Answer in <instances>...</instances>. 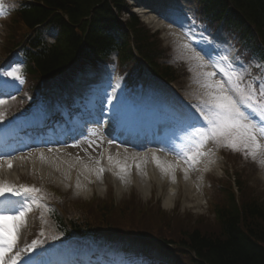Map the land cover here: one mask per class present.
<instances>
[{"label":"trees","instance_id":"16d2710c","mask_svg":"<svg viewBox=\"0 0 264 264\" xmlns=\"http://www.w3.org/2000/svg\"><path fill=\"white\" fill-rule=\"evenodd\" d=\"M101 1L99 8L96 4ZM125 0H25L19 9L22 21L32 35L24 46V56L28 61L25 72L37 85L40 79L49 81L52 76L68 69L77 61L82 63L96 60H110L117 56L120 62L133 61L131 43L135 49L148 59L153 67L156 65L155 50L151 48L149 33L140 28L137 21L130 23V33L123 36L109 38L103 35L97 27L99 21L95 13L100 16L110 13L113 7L120 11L124 8ZM218 8L228 18L236 15L239 22L264 25L258 20L264 19V0H219ZM259 15V16H258ZM93 17V18H91ZM52 25L60 29L61 37L56 45L49 46L41 41L36 26ZM79 31V32H78ZM245 186H239V195L229 188L224 198V204L214 203L213 213L217 228L213 226L203 229L198 223H192L191 229L184 232L181 241L174 245L189 250L192 255L191 264H264V204L259 200L246 199L241 195ZM241 195V196H240ZM240 196V198H239ZM123 212H136L133 204L123 205ZM79 210L69 208V212L77 214ZM119 209L112 203L103 205L100 212L92 214L93 217L108 223V215L115 214ZM144 211L142 216L147 224L155 227L164 223V214L150 209ZM141 214H138V218ZM137 218V217H136ZM137 222L141 221V218ZM51 227L59 230L64 228L66 222L59 218L55 211L47 219ZM71 223V222H70ZM105 224V223H103ZM73 232L87 233L91 227H82L80 223H71ZM134 227V226H133ZM135 228V227H134ZM143 233L149 237L153 232L148 229Z\"/></svg>","mask_w":264,"mask_h":264},{"label":"snow or ice","instance_id":"6c2138e0","mask_svg":"<svg viewBox=\"0 0 264 264\" xmlns=\"http://www.w3.org/2000/svg\"><path fill=\"white\" fill-rule=\"evenodd\" d=\"M2 7L0 2V8ZM204 75L209 80L203 85L209 89V99L205 108L199 109L203 123L192 125L194 147L190 153L184 154V163L189 165V168L184 169L185 178H188L189 169L200 163L202 157L212 154L211 150L204 151L210 141L218 147H228L235 152H241L245 159L250 157L264 168V143L261 142L264 140V84L259 89L251 85L245 87L241 84L243 77L232 71L225 72L227 82L231 85L229 88L225 87L223 82L212 80L215 73L208 72ZM3 76L23 82L19 70L0 72V77ZM3 103L5 101H0V104ZM108 159L111 163L112 157L109 156ZM153 159L162 172L171 173L175 182L174 173L178 165L161 161L155 155ZM116 166L120 169V179L125 180L129 166L118 161ZM8 167H12L11 163ZM136 167L139 169L141 164L137 163ZM104 171L99 168L97 175ZM40 192L36 187H16L0 182V264H20L21 252H28L36 247V242L23 249L17 248V244L22 229L26 226L27 214L33 210V204L40 205ZM11 197H20L21 200L14 202ZM14 203H19V207H14ZM28 264H31V261Z\"/></svg>","mask_w":264,"mask_h":264},{"label":"rangeland","instance_id":"374dc122","mask_svg":"<svg viewBox=\"0 0 264 264\" xmlns=\"http://www.w3.org/2000/svg\"><path fill=\"white\" fill-rule=\"evenodd\" d=\"M163 24V21H160ZM7 24V23H6ZM2 23L0 21V44H1V40H4V43H6V36H3V29H2ZM164 32H162L161 34V38H165L164 37V33L165 36L168 34V31L163 30ZM174 41L173 42L175 45V49H174V54L176 55V59H182L185 60L187 62L191 61V57L189 55L188 52L185 51L184 46L182 45V40L179 37H173ZM164 46L168 47L170 46L169 42H165L164 41ZM1 55V54H0ZM1 61V59H0ZM4 62V61H3ZM173 63V62H172ZM174 64V63H173ZM212 80H214L212 78ZM195 81L194 88H196L195 93H192V95H190V93L188 92V90H190L189 86H188V82L186 83V81L181 80L180 84H176L174 85V89L181 91V89H185L183 93H185L187 98H192L194 100H197L199 102V104H201V107H205L206 102L208 101L209 97L207 95L209 89L205 88L203 85L207 82H209L207 77H199L198 75L193 76L192 77V82ZM215 81V80H214ZM191 84V83H190ZM203 95H202V94ZM23 96L26 95V93H22ZM23 104V105H21ZM13 107V109L16 107H24V100L20 97H18L16 100L14 101H9L6 102L5 104H3L2 106H0V117L3 115V113L7 110H9V112H14L12 111L11 107ZM262 142V141H261ZM215 151L217 152V156L219 159V163L218 166L216 167V169L211 172V173H207V176H209L210 178L212 176H214L216 179L218 178H222L220 181L222 183H220V185H222L224 188H227L228 186H230V184L232 185V182L234 183V178L238 177L240 179L239 182H244L246 184V188L244 191H246L247 193H252V191L256 192V197L258 200H264V195L262 194V192L264 191V168L260 167L258 165L257 162H254L252 159L250 160L245 159L244 155L241 152H235L233 150H231L228 147H218L217 145L214 146ZM69 156H71V158L73 157L74 159H76L78 162H83L85 160V156L77 154L73 149L72 150H68ZM77 155V156H75ZM81 156V157H80ZM83 157V158H82ZM100 158L98 157H94V160ZM93 159V158H92ZM30 165V164H28ZM27 165V166H28ZM257 167H256V166ZM19 168V176L17 177V180L6 182L10 185H15L16 187H19V183H21V180L24 179H31L33 181H36L37 183H42L44 185H49L52 186L54 188L57 189V191L59 193L62 194V196L66 195L69 199L70 202L73 203V201L75 202H86V203H96L97 201H112L114 200L115 204L119 205L122 204L123 201H128L130 200L131 194H134L136 196V198L140 201V207H139V211L138 212H134V213H130L127 216V221L122 223L120 226L114 225L113 223H109L110 225L114 226L116 230H118V234H121L120 237L121 238H130L129 240L131 241L136 240V241H147L146 239H142L140 236L138 235H133L131 234L132 232V228L133 226L137 229H142L143 227H145L144 223H147L148 221H140L137 222V218H138V214H141L139 216H146L147 213L144 211L145 209V205L148 204V202L151 201L152 196L154 195L155 200H152L151 205L155 204V202L159 203L161 206V209L166 213V215H164V223L161 227V230L158 233L157 239H155L157 246H162V244H165V241H179L181 239V237L184 235V232L188 229V227L185 226L184 221L186 220V218H183L182 216L179 215H186L188 213L189 216L193 218V216H197L199 214H207V210L208 205L210 206V201L208 202V204L206 203V198L209 196L214 199H219L220 194L219 192H217L218 186L215 183V185L213 187L209 188V182H205L202 178L201 173H199L198 171L195 170V172L198 174L195 176L194 179H192V182L197 185V186H201V182H203L204 184L201 186V188L198 190V192L200 193V198L198 199V201L194 204H192L193 207L188 206L186 204H188V201L184 200L185 196H183L182 198L179 197V200L175 201L174 207L172 209H165V206H163V202H164V198H165V193L160 194V191L158 188H156L153 192V195L148 198H143L142 196H140L139 192L137 191V189L135 187H132L127 194L119 196V194L116 192V190L114 189L113 186L110 185L109 182V175L107 172L104 173V177L106 178L107 184L105 185L104 188V195L101 196L99 193H96V195H90L88 198H82L81 196L77 195L76 192L74 191V188L71 186V183L69 182L67 185L64 186V188H60L56 183H54L50 177H48L47 175H43L42 172L39 176V174L37 173V175L35 174V172L33 170H31V167L25 168V167H18ZM259 168V169H258ZM16 169V168H15ZM23 169V170H22ZM261 169V170H260ZM31 170V171H30ZM206 176V178H207ZM233 176V177H232ZM232 177V179H231ZM44 178H48V179H44ZM205 178V179H206ZM50 179V180H49ZM203 180V181H202ZM201 181V182H200ZM0 182H5L4 180H1ZM68 186V187H67ZM104 186V185H103ZM109 186L110 189H109ZM211 189H214L213 191H211ZM109 191V192H108ZM111 192V193H110ZM246 195V194H245ZM94 197V198H93ZM63 198V197H62ZM156 206L152 207L151 211L154 213H157L158 211L155 209ZM100 208H102L101 204H97L96 206V211H99ZM32 212L34 213V206H33V210ZM178 214L177 216L174 217V214ZM137 217L136 219L134 218ZM138 218V219H139ZM88 220L92 221V218H88ZM195 222V220H193ZM207 222H212V219H207ZM187 222V221H186ZM141 224V225H140ZM173 225L175 226V228H173ZM213 226V225H212ZM140 227V228H138ZM210 225H207V228H209ZM123 235V236H122ZM164 253L169 254L172 257H176L177 255L181 256L182 254H184L183 250H179L178 248L175 249H169V244H165L164 245Z\"/></svg>","mask_w":264,"mask_h":264},{"label":"bare ground","instance_id":"6f19581e","mask_svg":"<svg viewBox=\"0 0 264 264\" xmlns=\"http://www.w3.org/2000/svg\"><path fill=\"white\" fill-rule=\"evenodd\" d=\"M152 17L154 18L152 23L157 25L155 20L156 16L154 15ZM258 21L263 23L264 19H260ZM214 36L219 37L218 34ZM96 87L100 88L101 86ZM142 97H144V95H142ZM177 105H179L178 102ZM148 106L149 108L147 115L149 114L152 117V121H160L163 117V115H159L158 112V109L162 108L160 105V98L151 100ZM122 112L123 110L120 109L116 111L115 115L117 114L120 116V113ZM149 123L152 124L153 128H158L154 122ZM207 149L208 148L206 146L204 150L208 152ZM154 155L159 157L161 161L178 165L175 168L174 173L176 177L175 182H173L171 173L165 174L159 167H157L156 161L153 159ZM109 156L112 157L111 163L108 159ZM11 160L12 159H7L5 161L8 162ZM117 161L121 164H126L129 166L125 180L120 179L118 175L120 169L116 166ZM26 162L27 163H25L22 158H16V160L14 159V162L11 163L13 168H9V164L2 165L0 167V181L4 180L5 182H11L17 180V177L20 173L18 167L24 165L25 168H28L31 166L36 175L38 173L40 176L42 172L43 175L50 177V179L60 188H64V186L70 182L76 194L85 199L91 194L94 195L96 192L101 196L104 195V188L107 184L104 173L107 172L109 175L108 179L110 185L114 187L119 196L127 194V192L132 187H135L138 190L140 196L145 199L151 196L154 190L158 188L160 194L165 193L163 206H165V208L168 210L172 209L174 207L175 201L179 200V197L182 198L183 196H185L184 200L188 201V204L186 205L193 207L192 204L196 203L200 198V193L198 190L201 188V186H197L192 182L193 170L198 169L199 171L205 172L206 170H211L210 168H213L212 166L216 164L213 157H211V160L207 157L202 158L200 163L196 164L194 168L189 169L188 178L186 179L184 175V169L189 168V166L185 164L184 161L177 162L165 157L162 153L157 154L151 152L143 153L142 155L135 157L130 153L127 154L122 150L119 151L117 148H111L108 151H105L104 156L96 159L93 162L85 160L81 163L74 158H70L68 154L65 155L58 152H55L54 154L38 153L33 156H29ZM28 163L30 165L26 166ZM137 163L141 164L139 169L136 167ZM99 168H103L105 170L101 175H97V170ZM111 186H109V189ZM27 218L28 214L26 216V221ZM41 264H46V262Z\"/></svg>","mask_w":264,"mask_h":264}]
</instances>
